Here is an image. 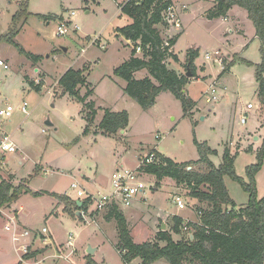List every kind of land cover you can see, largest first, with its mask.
I'll return each mask as SVG.
<instances>
[{
    "label": "rangeland",
    "instance_id": "374dc122",
    "mask_svg": "<svg viewBox=\"0 0 264 264\" xmlns=\"http://www.w3.org/2000/svg\"><path fill=\"white\" fill-rule=\"evenodd\" d=\"M21 1L0 0V35L7 34L11 18ZM24 1L29 19L15 37V45L0 43V57L4 58L0 60L8 66L7 69L0 66V106L9 104L13 107L9 119H0V128L11 134L12 141L18 146V151L14 153L0 154V176L3 179L13 175L17 183L28 181L27 186L32 191L65 194L73 199L76 198V191L70 188V184L74 181H79L87 191L105 194L110 192V176L115 169L120 166L133 168L140 162L139 158L146 157L151 150L176 163L192 162L199 157L193 143L195 139L217 151L209 159L218 166L224 147L234 154V149L243 145L239 137L246 136V132L253 133L259 125L263 114L254 74L256 65L261 63L260 42L255 38L245 10L240 8L243 12L240 9L230 12L227 21H224V18L208 17L215 0H169L175 7L181 29H157L164 41L180 33L170 49L178 56V61L167 58L165 63L179 75L190 73L184 91L193 103V109L187 116L180 102L169 92L158 95L154 105L148 109H142L123 94L126 83L113 72L129 59L131 45L127 43L125 46V40L116 36L115 30L131 23L119 9L128 0ZM71 13L74 15L71 16ZM39 14H51L58 18H50L46 25ZM60 18L78 25L79 29L74 31L71 26L67 34L59 36ZM193 51L197 52V57L193 60L191 71L187 67L188 54ZM214 52L218 53L217 57L213 56ZM206 53L213 57L208 63L204 62ZM32 55L39 57L35 63L37 67L29 58ZM138 56H141L140 52ZM226 66H229V71L223 73ZM83 67H89L87 82L93 89V95L86 99V103H93L96 112L91 124L84 119L86 113L90 114V108L68 95L62 96L57 85L68 69ZM35 70L39 72L35 74ZM43 73L44 82L41 81ZM143 76H148L146 70H142L136 78L140 80ZM36 82L43 84L38 91L31 86ZM214 83H218L220 88L226 87V93L215 104H205L204 92ZM86 88H79L81 97ZM23 103L27 106L28 116L19 110ZM247 103L253 106V110L247 114L246 125H242V109ZM110 108L116 113L126 111L128 124L116 134L105 136L98 124L104 111ZM82 110L81 115L79 111ZM86 126L89 133L83 135ZM257 136L262 139L264 130L251 139ZM251 139L247 138V145L252 143ZM254 144L260 148L262 141ZM256 155V152H239L234 161L235 174L245 183L249 182L248 168L257 163ZM89 179L95 182L91 186L86 183ZM253 180L257 196L261 198L264 196V159ZM155 181L144 173L143 182L147 188L140 197L145 201L137 200L130 207L119 208L137 244L155 242V235L162 231L160 228L163 225V231L170 232L175 213L188 214L192 222L198 221L199 204L189 197V189L185 185L165 179L160 185L155 184L158 188L154 191ZM224 183L236 205L248 201L247 193L238 182L224 177ZM150 185L152 189H149ZM174 196L185 202V212L177 211ZM55 205L54 198L47 194L36 197L27 194L15 204L19 220L27 230L41 232L43 227L48 230L43 234L44 238L38 236L35 244L26 245L23 253L36 252V264H124L117 248L116 233L113 232L116 223L113 220L110 225L104 224H109L105 220L106 210L94 215L93 219L98 223L95 225L88 216L77 220L76 212L71 217L60 206L54 209ZM1 211L5 213L2 215ZM14 214L16 211L10 204L0 209V264H16L20 260L16 246L10 240L12 226L11 232H6L3 226V223L10 222V217H15ZM100 224L105 225L106 232L99 230ZM187 234L182 231L180 235L171 233V236L173 241L178 242L186 240ZM70 235L75 238L74 246L65 249L64 244ZM44 239L49 247L40 253ZM29 240L27 238L26 242ZM88 248L96 250L90 257L91 261L82 259ZM58 254L63 258L58 259ZM29 262L22 264L34 261ZM129 264H139V260ZM155 264L166 263L158 261Z\"/></svg>",
    "mask_w": 264,
    "mask_h": 264
},
{
    "label": "trees",
    "instance_id": "16d2710c",
    "mask_svg": "<svg viewBox=\"0 0 264 264\" xmlns=\"http://www.w3.org/2000/svg\"><path fill=\"white\" fill-rule=\"evenodd\" d=\"M215 3L208 17L225 18L232 7H238L245 10L252 24L254 35L260 42L261 63L256 65L254 75L257 96L264 113V0H215ZM171 5L169 0H128L124 5L119 6L120 13L127 16L131 23L117 28L116 36H121L128 41L131 51L129 59L116 68L113 74L126 83L123 93L142 109L152 107L155 99L162 92H169L180 102L183 113L190 116L193 103L186 97L184 91L188 77L186 74L179 75L176 71L169 69L165 63L167 58L174 62L178 61L177 56L170 49L180 33L164 41L157 29V27H167L164 14ZM28 16L26 3L22 0L19 9L11 18L7 34L0 35V43L15 45L14 39ZM40 18L50 20V18L58 17L40 16ZM137 48L140 49V57L137 55ZM196 57L195 51L188 54L187 67L191 71ZM29 58L34 64L39 60L37 56ZM228 69L229 66H226L223 71ZM141 70H146L148 76L140 80L135 79L134 73ZM88 71L89 67L78 70L70 68L59 78L57 85L62 96L68 95L79 103H84L86 108H90V114L86 113L84 119L91 124L96 112L92 102L86 103V99L93 95V89L87 82ZM31 86L36 91L41 87L33 83ZM82 86H87V91L81 97L79 88ZM127 124V112L116 113L106 110L98 128L102 135L110 136L126 128ZM88 133L89 128L86 126L83 135ZM193 143L199 156L196 161L175 163L156 150H151L148 155L153 154L158 162L145 164L139 168L146 175L154 177L157 183L163 179H171L177 185H185L189 189V197L196 200L199 205L205 206L197 208L196 223L185 222L177 216L172 217L173 225L170 232L180 235L184 231L183 227H187L191 230L189 232L192 238H189L187 234L186 240L175 242L170 232L160 230L155 235V242L137 244L130 236L122 212L118 207L111 205L106 211L105 219L114 220L116 223L117 248L123 263L129 264L139 259L140 264H155L158 261H164L166 264H264V196L258 198L253 180L263 164L264 137L261 147L256 152V165L248 168V183L243 182L235 174L233 164L237 154L232 155L230 150L225 148L221 163L215 166L209 156L216 154V151L195 139ZM146 157H140L139 161H143ZM224 177H229L241 185L248 195L245 205L236 206L230 199ZM154 188L157 189L158 185ZM22 193H30L25 183L21 182L13 187L10 179L1 180L0 209L16 201ZM46 194L57 200L64 207V212L71 217L75 216V212L86 211L90 206L89 199L82 201L79 207L76 201L64 195L46 192H36L32 195L36 197ZM161 243L164 245H160ZM33 255L34 253H26L22 259L28 260Z\"/></svg>",
    "mask_w": 264,
    "mask_h": 264
},
{
    "label": "built area",
    "instance_id": "2783aa9c",
    "mask_svg": "<svg viewBox=\"0 0 264 264\" xmlns=\"http://www.w3.org/2000/svg\"><path fill=\"white\" fill-rule=\"evenodd\" d=\"M164 21L167 24V27L175 30L181 29V23L180 20L176 14L175 7L171 5L167 8L165 14H164ZM68 26L65 25V23H62L57 30V33L59 36H63L67 34L68 32ZM74 29H77L76 26H74ZM167 45V44H166ZM103 48V46H101ZM136 52L139 53L140 49L137 48ZM218 54V53H217ZM216 52H214L213 56L217 57ZM211 54L206 53L204 56V61L209 62L212 60L213 57H211ZM221 63V61H220ZM0 66L4 69H7L8 66L0 60ZM36 84H39L36 82ZM217 95L214 89L210 88L206 92H204V101L205 104L211 105L215 104L217 102ZM213 107V106H212ZM246 108L248 110L252 109L251 104H247ZM20 112L26 115L28 113L27 106L25 103H23L20 107ZM13 113V107L9 104H5L4 106L0 107V119L6 120L11 117ZM246 122V117L243 116L240 119V124H244ZM16 151L15 146L13 145L11 141V137L3 132H0V152H7V153H13ZM158 159L153 155L149 154L146 158H144L143 161L138 163V166L134 169L130 168H124L119 167L117 168L110 176V192L108 194H91L87 193L85 190H81L77 183H73L71 185V189L76 191L77 198H82L84 200L89 199L90 206L93 207V210L90 212L89 210L86 211H80V216L87 217L96 215L99 212H102L111 205H114L116 207H130L133 201L137 196L143 195L145 193V190L147 188L146 184L143 182V175L144 172L139 170V168L142 165L150 164V163H157ZM190 168H188L189 170ZM151 185L149 186V189H151ZM175 205L178 209L183 210L186 208L185 202L180 198H175ZM89 207V206H88ZM88 211V212H87ZM183 230L188 232V235L192 238V234L189 228L183 227ZM43 234L46 233V229H42ZM190 233V234H189ZM28 233L25 232L24 234H20L19 236L14 235L13 241L15 243H20L21 239L25 236H27ZM68 247H73V237L70 235L68 237ZM44 240L43 242H45ZM24 250H26V246H22ZM61 258V257H60Z\"/></svg>",
    "mask_w": 264,
    "mask_h": 264
},
{
    "label": "crops",
    "instance_id": "0c3cea01",
    "mask_svg": "<svg viewBox=\"0 0 264 264\" xmlns=\"http://www.w3.org/2000/svg\"><path fill=\"white\" fill-rule=\"evenodd\" d=\"M95 1V0H94ZM174 6V5H173ZM237 9L239 10L240 8H238V7H232L229 11H228V13H227V16L229 15L230 16V12H235V11H237ZM240 12H243L241 9H240ZM42 16H52L51 14H47V15H45V14H41ZM74 15V13H71V16H73ZM39 16H40V14H39ZM180 16V15H179ZM227 16L224 18V21H227ZM52 17H57V16H52ZM28 19L29 18H27V20L25 21V24L24 25H26L27 24V21H28ZM43 20V22H46L45 24L46 25H48L49 23H48V21L47 20H44V19H42ZM61 23H60V25L62 24V23H65V25L66 26H68L69 28L72 26V30H74V31H76V30H78L79 29V27H78V25H73L70 21H63L62 19H61ZM11 22V21H10ZM59 25V26H60ZM58 26V27H59ZM74 26H76L77 27V29H74ZM68 28V29H69ZM57 30H58V28H57ZM68 33V32H67ZM256 38V37H255ZM125 46H127V43L129 44V42L128 41H126L125 40ZM129 55H130V53H129ZM137 55H138V53H137ZM178 57V56H177ZM1 59H4V58H2V57H0ZM2 61V60H1ZM205 62V61H204ZM205 63H208V62H205ZM220 63V62H219ZM222 63V62H221ZM36 67H37V64H34ZM142 71V70H141ZM141 71H139V72H135L134 73V77L136 78L137 77V75L139 74V73H141ZM229 71V70H228ZM227 71V72H228ZM39 72V70H35L34 71V73L35 74H37ZM226 71H224L223 73H225ZM178 73V72H177ZM222 75V74H221ZM41 76L42 77H44V78H41V81H43L44 82V79H45V73H43V74H41ZM211 75H207V77H210ZM145 76H143L142 78H144ZM137 79V78H136ZM208 80V79H207ZM219 81V80H218ZM154 82V81H153ZM156 84V83H155ZM256 86H257V83H256ZM43 87V84H41V87H40V89ZM210 88H212V89H214L215 90V92H216V95H217V97H218V99H217V102L223 97V95H225V93H226V90H227V88L226 87H223V88H220V86H218V83H214V84H210L208 87H207V89L205 90V92L208 90V89H210ZM47 92H49V91H47ZM257 93V92H256ZM124 94V93H123ZM125 95V94H124ZM160 95V94H159ZM157 99V98H156ZM247 104H250V103H247ZM247 104H246V106H247ZM246 106L242 109V111H243V114H242V116L241 117H243V116H245V117H247V114H248V112H250V111H252L253 110V106H252V109H250V110H248L247 108H246ZM0 107H2V105L0 106ZM215 106H213L212 108H214ZM111 112H113L112 110H111V108L109 109ZM126 112V111H125ZM192 112V111H191ZM79 113H80V111H79ZM23 114V113H22ZM81 114V113H80ZM262 114H263V116H262V119L260 120V122H259V125L257 126L256 125V128H255V131H253V133H249V132H246V136H241V137H239V139L241 140V143L244 145H242V146H238L237 147V150L236 149H234V151H235V153L234 154H237V155H239V152H257L258 151V149H259V146L258 147H256L255 146V144H254V142H257V141H262V139H263V137H262V139H260V137L259 136H257V137H254V139L252 140L251 138H253V136L254 135H257L258 133H260V131L261 130H264V128H263V125H264V113H263V109H262ZM27 116L29 115V113H27L26 114ZM82 115V114H81ZM102 117H103V115H102ZM101 121V120H100ZM100 121H99V123H100ZM246 121H247V118H246ZM47 123V122H46ZM243 125H246V122L243 124ZM49 126H51V124L49 125ZM2 129L0 128V132H3V133H5V134H7V135H9L10 137H11V141H12V136H11V134H8V133H6V132H4L3 130L1 131ZM256 133V134H255ZM157 139H158V137H156ZM247 138L248 139H251L252 140V143L251 144H249V145H247ZM239 139H237V140H239ZM246 142V143H245ZM12 143H13V145L15 146V148H16V151H18V146L17 145H15V143L12 141ZM246 144V145H245ZM230 145H232V144H230ZM225 148H228V147H224V149ZM229 149V148H228ZM233 149V148H232ZM213 150V149H212ZM230 150V149H229ZM15 151V152H16ZM214 151H216V150H214ZM7 152H0V154H6ZM14 153V152H13ZM216 153H217V151H216ZM234 154H232V155H234ZM172 160V159H171ZM211 161V160H210ZM174 162V161H173ZM212 162V161H211ZM176 163V162H175ZM138 166V164H136V166H134L133 168H130V169H134V168H136ZM120 167H122V166H120ZM124 167V166H123ZM125 168V167H124ZM40 169V168H39ZM37 170V168L35 169V171ZM116 170V169H115ZM114 170V171H115ZM113 171V172H114ZM112 172V173H113ZM43 173H47V172H43ZM146 177H147V175H146ZM148 177H152V176H149L148 175ZM10 179H11V181H10V184L13 186V187H16V186H18L19 185V183H21V182H23V181H26V180H20L18 183L15 181V177L13 176V175H11L10 177H9ZM8 178V179H9ZM152 178H154V177H152ZM1 180H5V179H3V177L2 176H0V182H1ZM165 179H163L161 182H159V185L161 184V183H163V181H164ZM73 183H77L78 184V186H79V188L81 189V190H85L83 187H82V185L80 184V182L79 181H74V182H72L71 184H70V188H71V185L73 184ZM87 184H89V186H91V185H93L95 182H94V180H91V179H89V180H87V182H86ZM157 182L155 181V183H154V186H155V184H156ZM173 183H174V181H173ZM28 184V181H26V183H25V185H27ZM102 186L103 187H106V186H104L103 184H102ZM101 185H100V187L101 188H103ZM109 186H110V183H109ZM153 186V187H154ZM28 187V186H27ZM227 188V187H226ZM28 189H29V191H30V193H22L20 196H19V198L16 200V201H14L12 204H10L11 205V208H12V210H14V211H16V214H14L15 215V217H13V218H9L10 219V222H7L6 223V225L3 223V226H4V230L6 231V232H11V226H12V230H13V232H12V234H11V238H10V240L12 241V243H13V245L14 246H16V248H15V250L17 251V253L19 254V256H20V260L17 262V263H19V262H21V264H22V262H28V261H34V262H32V264H36V262H35V260L36 259H38L37 257H36V255H37V253L36 252H25V253H23V248H22V246H26V245H28V247H29V245H31L33 242H34V244H35V240H36V238L38 237V236H40L41 238L43 237L44 238V236H43V232H42V229H46V233H48V230H47V228L46 227H43L42 229H41V232H31L30 230H27L26 229V227H24L22 224H21V222H20V220H19V210H17L16 209V207H15V204L19 201V199H20V197H22V196H24V195H27V194H30V195H32L33 193H36V192H46V193H48V194H57V193H51V192H47V191H32L29 187H28ZM73 190V189H72ZM154 191H156L157 189H153ZM87 193H91V194H104L103 192H101V191H95V192H91V191H87V190H85ZM228 191V190H227ZM105 194H108V193H105ZM57 195H63V194H57ZM228 195H229V193H228ZM33 196V195H32ZM43 196V195H42ZM64 196H66V197H68V198H70L71 200H74V201H80L81 203H82V201H84V199H82V198H77V195H76V198L75 199H73V198H71V197H69V196H67V195H65L64 194ZM142 197V196H141ZM140 196L138 197H136L135 198V200L133 201V203L134 202H137V200H141V201H145L144 199H143V197L141 198ZM176 197H178V196H174L173 197V199L175 200V198ZM229 197H230V195H229ZM263 197V196H262ZM261 197V198H262ZM260 198V197H259ZM230 199L234 202V200L230 197ZM55 200V199H54ZM132 203V204H133ZM235 203V202H234ZM247 203V202H246ZM246 203H244V204H241V205H245ZM55 207H54V209H56L57 210V208H59V206H60V208H62V211H64V207L62 206V205H60L59 204V202L57 201V200H55ZM131 204V205H132ZM175 204V203H174ZM236 204V203H235ZM241 205H239V206H241ZM176 206V205H175ZM198 206H201L202 207V205L200 204V205H198ZM236 206H238V205H236ZM119 208H121V207H119ZM19 209H21V207L19 208ZM176 209H177V211H181L180 209H178L177 208V206H176ZM186 209V208H185ZM185 209H183L184 210V212H185ZM55 210V211H56ZM86 210H89L90 212L93 210V207L92 206H89ZM106 211H108L107 209H106ZM4 211H1V214L3 215L4 213H3ZM77 212H79V216H80V211H77ZM76 212V213H77ZM88 212V211H87ZM53 214H54V212H53ZM52 214V215H53ZM123 214V213H122ZM51 215V214H50ZM57 215V212H55V216ZM100 215V214H99ZM106 215V214H105ZM174 216H177V217H180L183 221H185V222H191V223H196V222H192L191 221V219H190V217L188 216V214H180V213H175V214H173ZM173 215H172V217H173ZM76 216H77V214H76ZM79 216H77V220H80L81 219V216L79 217ZM123 216H124V214H123ZM89 218H91V221L93 222V223H95V225H97L98 223L95 221L96 219H93V217H94V215H92V216H88ZM80 218V219H79ZM84 218H86V217H83V219ZM76 219H74V220H76ZM93 219V220H92ZM76 220V221H77ZM106 220V219H105ZM107 221V220H106ZM111 221H113V220H110V221H107V222H109V224L108 223H104V224H107V225H110V222ZM84 222H85V220H84ZM103 226H105V225H101L100 224V228L101 229H99L100 231H102L103 233L104 232H106V230H107V228L106 229H104L103 228ZM114 228L116 227V229L114 230L113 229V232H115L116 233V238H117V226H116V224H115V226H113ZM128 227V226H127ZM128 230H129V228H128ZM163 231V230H162ZM25 232H27L28 233V235L27 236H25V237H23L22 239H21V241H20V243H15L14 241H13V237H14V235H17V236H19L20 234H24ZM46 233H44V235L46 234ZM129 233H130V230H129ZM131 236V235H130ZM27 238H30V240L29 241H27L26 242V239ZM189 238H191L190 236H189ZM45 240V239H44ZM69 240V239H68ZM68 240H67V242L64 244V246H65V249L66 248H70V247H68ZM47 242L48 241H45V242H43V246L42 247H40V250H39V252L40 253H43V252H45L47 249V247H49L48 245H46L47 244ZM74 242H75V238L73 237V240H72V243H73V246H74ZM147 242H150V241H147ZM56 247H58L57 245H55ZM39 248V247H38ZM73 248V247H72ZM71 248V249H72ZM23 249V250H22ZM91 248H88V250H90ZM88 250H87V252L85 253V255L83 256V258L82 259H85V260H87V261H91L90 259V257H91V255H93L94 253H95V249H92V253L91 254H88ZM28 254V253H34V255L31 257V258H29L28 260H23L22 259V257H23V255H25V254ZM59 255V254H58ZM76 256H77V254H76ZM60 257L61 258H63V256H61V255H59V256H57V258L58 259H60ZM80 258V257H79ZM64 259H66V257H64ZM44 260H45V257H44ZM139 260V259H138ZM37 262H38V260H36ZM29 262V263H30ZM16 263V264H17ZM86 264H89L88 262L86 263ZM139 264H140V260H139Z\"/></svg>",
    "mask_w": 264,
    "mask_h": 264
},
{
    "label": "water",
    "instance_id": "95a60500",
    "mask_svg": "<svg viewBox=\"0 0 264 264\" xmlns=\"http://www.w3.org/2000/svg\"><path fill=\"white\" fill-rule=\"evenodd\" d=\"M186 77L189 78V77H190V73L187 72ZM46 124H47V125H50L49 122H47ZM76 204H77L79 207L81 206V202H80V201H77ZM76 214H77V216H79V212H77ZM164 227H165V225L161 226V229L163 230ZM91 253H92V249L88 250V254H91Z\"/></svg>",
    "mask_w": 264,
    "mask_h": 264
}]
</instances>
